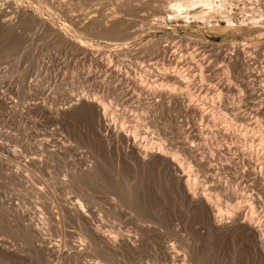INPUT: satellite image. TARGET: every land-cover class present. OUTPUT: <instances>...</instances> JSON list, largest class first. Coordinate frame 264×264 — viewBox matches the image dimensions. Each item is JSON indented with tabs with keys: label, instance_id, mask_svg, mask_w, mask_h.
<instances>
[{
	"label": "rangeland",
	"instance_id": "obj_1",
	"mask_svg": "<svg viewBox=\"0 0 264 264\" xmlns=\"http://www.w3.org/2000/svg\"><path fill=\"white\" fill-rule=\"evenodd\" d=\"M186 1L0 0V264H264L246 224L218 231L206 211L244 212L264 242V0ZM165 44L187 59L207 44L214 76L197 85L220 86L212 102L144 82ZM109 66L186 101L125 98Z\"/></svg>",
	"mask_w": 264,
	"mask_h": 264
},
{
	"label": "bare ground",
	"instance_id": "obj_2",
	"mask_svg": "<svg viewBox=\"0 0 264 264\" xmlns=\"http://www.w3.org/2000/svg\"><path fill=\"white\" fill-rule=\"evenodd\" d=\"M89 1V0H88ZM113 1V0H112ZM117 1H119V0H117ZM124 1V0H123ZM126 1V0H125ZM228 1V0H227ZM227 1H225L224 0V4H226L225 2H227ZM108 2H110V1H108ZM107 2V3H108ZM187 3H185V5H189V6H193V5H202V3L203 2H205V0H187L186 1ZM238 2V1H237ZM182 3V2H181ZM227 3H229V1L227 2ZM230 3H231V1H230ZM105 4V3H104ZM112 4V3H111ZM91 5V4H90ZM227 5V4H226ZM229 5H231V4H229ZM234 5V4H233ZM101 6V5H100ZM125 6V5H124ZM228 6V5H227ZM105 7V6H104ZM230 7V6H229ZM124 8V7H123ZM199 8V7H198ZM202 8V7H201ZM110 9V8H109ZM95 10V9H94ZM94 10H92V11H94ZM230 10V9H229ZM228 10V11H229ZM233 10V9H232ZM99 11V10H98ZM88 12H89V10H88ZM100 12V11H99ZM110 12H111V10H110ZM96 13V12H95ZM199 13H201V10H200V12ZM228 13V12H227ZM99 14V13H98ZM95 15V14H94ZM110 15V14H109ZM105 16V15H104ZM229 17H230V15H228ZM106 17V16H105ZM114 16H112V18H113ZM225 17H227V16H224V19H225ZM228 17V18H229ZM110 18V17H109ZM130 19V18H129ZM226 20V19H225ZM230 18H229V20H227L226 22H227V24H228V26H230ZM110 22V21H109ZM232 22V21H231ZM118 25V24H117ZM123 25H125V24H123ZM126 26V25H125ZM124 26V27H125ZM127 27V26H126ZM126 27H125V29H126ZM133 27V26H132ZM121 28H123V27H121ZM130 28V27H129ZM115 31V30H114ZM117 31V30H116ZM125 31H127V30H125ZM124 31V32H125ZM114 34V33H113ZM128 34H130L129 32H128ZM127 34V36L126 37H128L129 35ZM120 35V34H119ZM119 35H117L118 37H119ZM121 35H123L122 34V32H121ZM120 35V36H121ZM124 35H125V33H124ZM123 35V36H124ZM131 35V34H130ZM133 36H134V33L132 34ZM125 37V38H126ZM119 40H122V39H119ZM118 40V41H119ZM126 40V39H125ZM125 40H122V41H125ZM117 41V40H116ZM114 42V41H113ZM174 44V43H173ZM207 45V44H206ZM206 45H203V44H201V45H199V44H196V45H194V50L192 51V53H190L189 54V57L190 56H192V57H190L189 59H187V58H183V55L182 54H184L185 52L183 51H178V52H173L172 53V55L171 56H169V57H167V55H166V53L168 52V51H170V45L169 44H165L164 46H162L161 47V50L160 51H158L156 54H154L153 56H152V58H151V60H149L147 63H148V69H147V71H144L145 72V74H144V76H142V78L144 79V82L146 83L147 81H149L151 84H153V86H155L154 84H163V83H165L166 85H168V84H171L172 83V85L173 84H175L176 85V87L177 88H183V87H187V88H190V87H194L193 88V90L196 92V96L194 97V95L195 94H193L192 93V95H193V99L195 98V99H197V101H199L200 103H204V104H206V103H209V101H213V99H214V96L217 94L218 95V91L220 90V86L218 85V84H208L206 87H204V86H200L199 84L197 85V80H199V81H204V79L201 77L202 76V74H203V69L204 70H207L208 72H212V74L211 75H213L214 76V70L212 69V58H211V56H210V53H211V50L208 48V46H206ZM121 46V45H120ZM212 48V47H211ZM228 48V47H227ZM234 48V47H233ZM236 48V47H235ZM214 49V48H213ZM229 49V48H228ZM234 50V49H233ZM215 51V50H214ZM218 51V50H217ZM236 55H235V59H234V61H231L232 60V58L230 57L229 58V60L227 59V56H222L223 58H221V60L223 61V60H228L229 61V64H234V65H240V66H244V64L246 63V61L244 60V59H241V57H242V55H244V53H245V48L243 47L242 49L241 48H236ZM219 52V51H218ZM126 53H127V51H126ZM160 53H162V56H163V58H162V60L163 61H165L166 62V64H167V67L170 69V67L173 65L174 66V68L172 67V69L173 70H169V69H166V70H162V71H160V69H158V64H157V62H156V60L159 58V56H161V54ZM228 53H231V52H228ZM235 53V52H234ZM222 54V53H221ZM117 55V54H116ZM187 55V54H186ZM185 55V56H186ZM218 55V54H217ZM121 56V55H120ZM126 56V55H125ZM129 57V56H128ZM131 57V56H130ZM151 57V56H150ZM115 58V57H114ZM122 58V57H121ZM120 58V59H121ZM219 58V57H218ZM243 58V57H242ZM150 59V58H149ZM210 60V62H208V64L206 65V61L207 60ZM220 59V58H219ZM188 60V61H187ZM121 61V60H120ZM153 61H155V62H153ZM159 61V60H158ZM131 62V61H130ZM111 63V62H110ZM118 64H120V63H118ZM251 65V64H250ZM115 67V66H114ZM185 67V69H184V71H185V73H183V72H178V70L179 69H182V68H184ZM255 67V66H254ZM107 69V74H108V76H113V79L114 80H116V85H115V89H122V88H124V87H122L123 85L125 86V88H126V90L124 91L125 93H124V96H125V98H128V99H134V97L132 96V95H130V91H132V90H135V89H140V90H142V91H145L146 93H144V94H146L147 95V98H149V99H151L152 101H155V102H157V101H162V100H175V99H178V100H180V101H183V103H184V101H186V98L184 97V96H182V95H180V94H178V93H176V91H174V90H171V91H169L167 88V90L166 89H162V88H156V87H151V85L150 86H148L147 88H145L143 85H142V80H132V79H130V78H128V76H124V75H122V74H119L115 69H113V67H111V66H109V68L107 67L106 68ZM105 69V70H106ZM178 69V70H177ZM102 70V69H101ZM180 71V70H179ZM105 72V73H106ZM182 73H183V75H182ZM251 73V72H250ZM210 75V76H211ZM222 75V74H221ZM221 77V76H220ZM141 78V79H142ZM211 78H212V76H211ZM210 78V79H211ZM139 81H141V82H139ZM115 82V81H114ZM144 83V84H145ZM146 85V84H145ZM166 85H164V86H166ZM200 86V88H196V87H199ZM260 86V85H259ZM162 87V86H161ZM167 87H169V86H167ZM191 89V88H190ZM230 89V88H229ZM256 89V88H255ZM225 90V89H224ZM263 92V91H262ZM133 93V92H132ZM216 95V96H217ZM221 95V94H220ZM259 95V94H258ZM87 98V97H86ZM85 98V99H86ZM81 99V98H80ZM80 99H79V103H80ZM83 99V98H82ZM78 100V99H77ZM84 100V99H83ZM189 100V99H188ZM86 101V100H85ZM88 101V100H87ZM133 101V100H132ZM76 102V101H75ZM81 102H82V100H81ZM94 103H95V108H96V115L98 114V121L97 122H99L100 123V125L103 127V130L105 131V132H107V133H109V134H114V135H118L119 136V134H120V130L119 131H116V130H113L115 127L114 126H112V128H111V126L109 125V124H111V122L110 121H107V118H106V113L104 114V113H102L101 114V109H100V104H101V102L99 103V102H97V101H93ZM135 102V101H134ZM133 102V103H134ZM83 103V102H82ZM92 103V102H91ZM90 102L88 103L89 105L91 104ZM77 104V103H76ZM81 104V103H80ZM83 104H85V103H83ZM74 105V104H73ZM79 105V104H78ZM93 105V104H92ZM208 105V104H207ZM94 107V106H93ZM190 107H191V110L194 112V113H199L200 112V110L201 109H199L198 108V105L196 104V105H191L190 104ZM71 108V107H70ZM73 108V107H72ZM262 108V107H261ZM190 109V108H189ZM64 110V109H63ZM72 110V109H71ZM91 110V109H90ZM188 110V109H187ZM62 112H64V111H62ZM104 112V111H103ZM202 112V111H201ZM258 115V114H257ZM256 115V116H257ZM107 122H110L109 124L107 123ZM207 123V122H206ZM99 126V125H98ZM99 128V127H98ZM97 128V129H98ZM102 130V131H103ZM103 131V133H105ZM121 132H122V130H121ZM102 133V134H103ZM106 133V134H107ZM122 135H123V132H122ZM108 136H110V135H108ZM117 136V137H118ZM116 137V136H115ZM124 137V136H123ZM125 138V137H124ZM126 142H129V141H131L127 136H126ZM120 141V140H119ZM132 142V141H131ZM137 142V141H136ZM126 144V143H125ZM136 145L137 144H135V143H132L131 144V148L133 149V150H135V151H137V153L139 152V149H138V147H136ZM130 146V145H129ZM130 148V147H129ZM148 152V151H147ZM142 153V152H141ZM143 154V153H142ZM150 154V156H154L155 155V152H151V153H149ZM157 154V156H159L160 157V159H161V157L162 156H160L158 153H156ZM145 156V155H144ZM143 157V156H142ZM154 158V157H153ZM163 158V157H162ZM162 160H164V159H162ZM169 160V161H168ZM160 161V160H159ZM165 161H168L169 162V165H170V162H173V160L171 159V161H170V159L168 158V159H166L165 158ZM142 163H144V161H142ZM148 163V162H147ZM165 162H163V164H164ZM150 164V163H149ZM174 164V163H173ZM172 163H171V166L173 165ZM146 165V164H145ZM166 165H168V163L166 164ZM169 165L167 166V167H169ZM177 165V164H176ZM143 166V165H142ZM165 166V165H164ZM170 166V167H171ZM174 166V165H173ZM176 167V166H175ZM178 167V166H177ZM176 167V168H177ZM145 168V167H144ZM143 168V169H144ZM147 169H148V167H147ZM174 169V168H173ZM179 169V168H178ZM178 169H175V170H178ZM180 170V169H179ZM176 173V172H175ZM179 175V174H178ZM185 176L182 174V175H180L179 176V181H181V183H183L184 185H187V183H188V181H186L185 180ZM178 181V180H177ZM172 183V182H171ZM179 183V182H178ZM188 187V186H187ZM186 187V188H187ZM191 189V188H190ZM186 190V189H185ZM188 191H189V189H188ZM129 192V191H128ZM187 192V191H186ZM185 192V193H186ZM191 192H192V190H191ZM197 193V192H196ZM187 194V193H186ZM193 194V193H192ZM188 196V195H187ZM197 197V196H196ZM203 197V196H202ZM200 198H201V196H200ZM194 199V198H193ZM196 199V198H195ZM182 200V199H181ZM184 200V199H183ZM201 200V199H200ZM76 201V200H75ZM197 201H199V200H197ZM202 202V201H201ZM201 202H198V203H201ZM194 203H196V202H194ZM193 203V204H194ZM80 204V203H79ZM79 204H78V202L77 203H75L74 205H73V208L71 209V213L72 214H75L77 217H81L79 214L81 213L80 212V207H79ZM192 204V203H191ZM255 204V203H254ZM245 205V204H244ZM80 206H81V204H80ZM207 213H208V215H210V217H211V222H213L212 224H214L213 226H216L215 228L216 229H218V231L220 230V229H230L232 226L234 227V225H236V224H238V225H240V223L241 224H246V226L248 227V231L249 230H251L252 232H253V238L255 239L256 238V240H257V246H255V247H257L258 249H260V251H261V253H262V255H264V242L260 239V230L257 228V226L255 225V223L253 224V222L251 221V220H248V219H243L242 220V218L241 217H243V214H244V212H241V211H239L238 213H237V215H236V217H233V218H226V219H222L221 220V217L220 218H218V219H220V220H218L217 219V216H216V214L217 213H215V208L213 207V205H210V204H208L207 203ZM254 206V205H253ZM69 207H70V205H69ZM67 209H68V207H67ZM205 209H206V207H205ZM242 210V209H241ZM68 211H69V209H68ZM244 211V210H243ZM251 212V211H250ZM252 213V212H251ZM71 214V215H72ZM84 215V214H83ZM218 215V214H217ZM85 216V215H84ZM235 216V215H234ZM245 217V216H244ZM247 217V216H246ZM86 218V217H85ZM253 218V217H252ZM258 218V217H257ZM24 220V219H23ZM22 220V221H23ZM210 220V219H209ZM242 220V221H241ZM254 221V220H253ZM24 223H25V221H23ZM22 222V223H23ZM23 223V224H24ZM31 223V222H30ZM30 223H28L27 222V224H26V226L29 224L30 226H31V224ZM29 225H28V227H29ZM242 226V225H241ZM246 226H244L245 228H246ZM32 227V226H31ZM30 227V228H31ZM243 227V226H242ZM222 231H224V230H222ZM227 231V230H226ZM92 232V231H91ZM262 233V232H261ZM98 234V232L96 233V235ZM252 234V233H251ZM91 235V234H90ZM254 235H255V237H254ZM90 241V240H89ZM134 242V241H133ZM108 243V242H107ZM254 244H255V242H254ZM115 245V244H114ZM84 246V245H83ZM89 247V246H88ZM95 248V247H94ZM254 248V247H253ZM1 249H2V247H1ZM49 249V248H48ZM257 249V250H258ZM59 250V249H58ZM253 250V249H252ZM81 251V250H80ZM78 252V251H77ZM76 252V253H77ZM78 253H80L81 254V252H78ZM79 254V255H80ZM83 254V253H82ZM167 254H168V252H167ZM78 255V254H77ZM81 256V255H80ZM83 256V255H82ZM171 256V255H170ZM84 257V256H83ZM175 257V256H174ZM258 257V256H257ZM264 257V256H263ZM259 258V257H258Z\"/></svg>",
	"mask_w": 264,
	"mask_h": 264
}]
</instances>
